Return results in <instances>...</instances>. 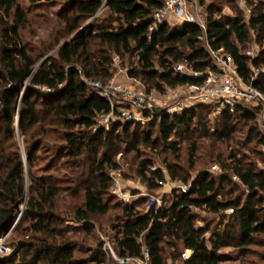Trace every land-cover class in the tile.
I'll list each match as a JSON object with an SVG mask.
<instances>
[{"label": "trees", "instance_id": "obj_1", "mask_svg": "<svg viewBox=\"0 0 264 264\" xmlns=\"http://www.w3.org/2000/svg\"><path fill=\"white\" fill-rule=\"evenodd\" d=\"M244 1L249 16L235 7L238 0H198L209 23L206 33L196 23L173 25L167 17L152 31L153 14L166 0H61L53 38L35 50L22 34L30 10L21 0H0V238L13 227L0 264H107L102 244L88 245L106 225L120 255L142 257L146 245L150 264H220L223 245L239 246L251 236V208H264V153L256 150L264 146L262 107L198 103L179 114L158 110L145 129L141 122L119 120L107 130L95 128L97 117L113 107L90 82L110 80L119 55L148 90L198 83L205 77L174 66L216 70L211 45L224 47L243 79L264 92V72L254 71L264 67V0ZM225 6L235 14L224 13ZM253 41L260 46L255 56L247 54ZM243 125L245 139L237 135ZM113 137L127 144L124 157L134 154L128 166L136 168L145 189L160 191L167 174L189 189H173L171 199L155 208L147 196L125 202L97 188L120 165ZM182 146L189 165L176 159ZM144 147L177 157L155 167ZM214 159L223 161L219 177L199 171L189 181L191 168ZM231 207L233 213H223ZM196 209L222 218L221 225L208 218L199 225ZM185 249L192 251L187 258ZM259 257L243 264H264Z\"/></svg>", "mask_w": 264, "mask_h": 264}, {"label": "built area", "instance_id": "obj_2", "mask_svg": "<svg viewBox=\"0 0 264 264\" xmlns=\"http://www.w3.org/2000/svg\"><path fill=\"white\" fill-rule=\"evenodd\" d=\"M175 16L179 22L196 23L208 32L209 23L207 16L203 13L198 0H166L163 7L157 9L153 14L151 30L160 28L166 17ZM210 50L213 54L217 69L206 71L195 70L186 63H179L174 69L181 73H186L199 79L205 77L198 83H190L184 87H169L165 91L157 89L148 90L136 77H131L128 71L124 70L120 64V56L114 57V66L117 73L103 82L101 80L90 81L100 92L109 99L113 109L110 112L101 113L97 117L95 128L103 126L110 130L111 124L119 120H133L137 122L149 121L158 110L170 114H179L193 108L198 103H216L218 109L225 105L236 106L238 102H245L252 107H262L263 117L261 123L264 127V92L257 88L253 83H249L240 75L234 57L228 53L224 47H213ZM256 50L250 48L248 55L255 56ZM255 75L264 72V67L254 68ZM118 72H124L126 77L118 79ZM42 88L47 89L46 86ZM118 140V138H114ZM264 152V146L262 147ZM261 169L264 170V160L260 162ZM126 165L120 163L116 168L108 171V179L111 183L112 193L117 195L120 200L132 202L142 196H147L148 206L158 208L165 204L164 192H151L148 189L136 191V187L125 185L123 176ZM165 184V183H164ZM189 184H183L182 190H188ZM235 208L231 207L223 211L231 214ZM13 227L0 238V253L7 254L10 251L8 239ZM106 252L107 264H150V250L144 245L143 256L120 255L112 243L111 239L98 240ZM141 241L143 239L141 238ZM191 249L183 250V256L189 257Z\"/></svg>", "mask_w": 264, "mask_h": 264}, {"label": "rangeland", "instance_id": "obj_3", "mask_svg": "<svg viewBox=\"0 0 264 264\" xmlns=\"http://www.w3.org/2000/svg\"><path fill=\"white\" fill-rule=\"evenodd\" d=\"M25 7H27L30 12H29V17H30V23L26 28L23 29L22 34L24 37V40L28 43L30 47H33L35 50H37L40 46V44L44 41L49 42L51 38H53V35H51V32L55 29L56 23L59 21V18L56 16V11L59 9L61 5V0H57L56 2L53 1L51 3H46L45 0H37V4H33L32 0H21ZM235 7L238 9H245V12L250 15V9L247 6L246 1L244 0H238V2L234 3ZM224 13L227 14H235V10L230 7V6H225ZM173 25L180 24L179 20L175 16H168L167 17ZM55 36V34H54ZM259 44L257 41H253L251 48H254L256 51L259 50ZM43 50V49H42ZM57 50V47L52 48L50 51L47 52L46 56L49 54H53ZM123 62V61H122ZM122 68L124 70H128L129 63H122L121 64ZM115 69V73H117V68ZM117 78L120 80H123V77H126V74L124 72H118ZM215 109H217L216 106ZM216 114L217 111L215 110L214 113L212 114L211 118L214 121L216 119ZM148 122V121H147ZM147 122L143 123L141 122L140 124L143 125V129L147 128ZM258 122H254L253 124L255 126L259 125L257 124ZM245 126L243 125L240 128V131L238 132L237 135L239 137L245 139ZM116 143V149L115 151L112 152L113 155L117 156L119 159L120 163H123L126 165V170L123 173L124 179H125V185H130L132 187H136V191H140L141 189H145L146 186H143L142 184V179L139 177L137 174V170L135 167H130L128 166V163L131 164L133 163V155L131 154L129 157L125 156L124 153L127 148V144L124 142L122 139L118 140H113ZM201 141L207 142V140L201 139ZM183 150L181 151V156L177 157L174 154H172L168 150H161V147H158L156 150H151L150 148H142L144 153L148 154L155 160V167H164V159H180L183 163L186 165H189V153L187 147H183ZM226 147L225 149H222V151L226 152ZM256 150L263 152L262 151V146H256ZM264 153V152H263ZM223 161H218L217 159H214L211 164L205 165L204 167L199 166L198 168H191L189 171L190 179L189 181H193V179L196 178L197 174L199 171H209L213 176L219 177L223 173V166H222ZM261 162V161H260ZM259 162V165H260ZM127 163V164H126ZM261 168V167H260ZM183 184H188L186 181L183 180H176L173 179L170 175L167 174V180L165 181V184L163 187L160 189V191L164 192V202L167 203L171 197H172V191L173 189H176L177 192H179V189L182 188ZM190 185V184H189ZM96 187L99 189H105V190H110L111 189V183L110 180L107 179H101L98 182H96ZM242 193L246 191V188L244 185H240ZM141 188V189H140ZM152 192V191H151ZM155 192V191H153ZM159 192V191H158ZM241 193V192H239ZM56 202L54 198H51V201ZM53 204V203H52ZM56 204V203H55ZM198 213H200L201 218L198 221V224H204V218H208L211 221H214V226L215 224L221 225V221L223 220L220 217L213 216L209 212L203 210V209H196ZM251 212L253 216L255 217L254 220V230L251 233V236L242 241L241 245L239 246H233L229 245L227 246L226 244L221 247V253L224 254V259L220 262V264H243L244 261H248V259H260L259 256L264 257V208L260 207H254L251 208ZM203 218V219H202ZM68 219V218H67ZM68 222H73V220H70V218L67 220ZM113 230L109 225L104 226V228L98 227V230L95 232V237H92L88 240V245L90 246H96L98 244H101L98 240L100 239L103 241L104 239H111L112 243L113 242ZM226 243V242H225ZM115 247V246H114ZM244 250L248 252H244ZM259 255V256H257ZM225 258H227L226 261ZM264 262V260L262 261Z\"/></svg>", "mask_w": 264, "mask_h": 264}, {"label": "water", "instance_id": "obj_4", "mask_svg": "<svg viewBox=\"0 0 264 264\" xmlns=\"http://www.w3.org/2000/svg\"><path fill=\"white\" fill-rule=\"evenodd\" d=\"M105 5H106V3L103 5V7L100 9V11H99V12H101V11L104 9ZM77 35H78V33H77V34H75V36H77ZM75 36H74V37H75ZM21 211H22V210H21ZM21 211H20V212H21Z\"/></svg>", "mask_w": 264, "mask_h": 264}, {"label": "crops", "instance_id": "obj_5", "mask_svg": "<svg viewBox=\"0 0 264 264\" xmlns=\"http://www.w3.org/2000/svg\"><path fill=\"white\" fill-rule=\"evenodd\" d=\"M227 246H229V245H227ZM223 247V246H222ZM227 258H225V260H226ZM226 261H229V260H226Z\"/></svg>", "mask_w": 264, "mask_h": 264}]
</instances>
